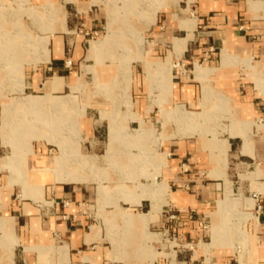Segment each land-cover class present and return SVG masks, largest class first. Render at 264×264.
<instances>
[{"label": "crops", "instance_id": "1", "mask_svg": "<svg viewBox=\"0 0 264 264\" xmlns=\"http://www.w3.org/2000/svg\"><path fill=\"white\" fill-rule=\"evenodd\" d=\"M61 1L59 4L66 10L67 30L51 36L50 60L42 62L25 81V89L37 93L30 95H68L64 92L75 81V64L81 65L86 43L92 42L86 39L87 34L103 32L92 0ZM150 37V52L163 55L154 59L163 69L159 72L165 88L161 111L163 107L170 111L181 105L192 112H212L217 114L214 125L221 132L217 138L212 134L182 136L178 130H172L171 124L175 122L163 117L164 136L149 174L155 171L157 163L164 162L157 181L167 185L168 194L161 210L152 214L149 221L150 231L155 227L161 231L153 232L157 239L148 243L158 252L152 264H264V94L256 87V79H262L259 73H249L247 66L252 56L264 53V0H178L158 14ZM68 60L72 61L70 67ZM238 65H243L241 70ZM168 70L170 79L166 82L164 73ZM246 71L255 79L254 87L247 82ZM52 80H57L56 88L49 91L47 83ZM224 119L231 123L224 124ZM222 128H226L225 132ZM109 152L98 155L100 162ZM8 157L0 144V219L8 229H4L3 236L0 231V236L19 239L14 264H27L22 256L30 252L26 248L38 246L33 245V240L44 239L65 240L62 246L68 248L69 264H136L137 261L151 264L143 258L137 243L127 246L122 242L126 256L119 260L113 257V242L107 240L102 227L85 211L87 206L97 204V200L108 204L99 197L95 183L40 180L43 190L34 199L31 188L13 179ZM54 157H38L36 169L41 173L39 165ZM104 169L107 170L99 167L101 173L108 175L106 185L113 180ZM108 187L113 192L112 186ZM226 192L231 195L234 212L246 231L244 250L235 248L238 259L231 246L216 247L212 243H201L203 252L197 259L192 253L187 260L178 259L187 252L180 247L182 241H200L206 236L208 226L204 223L209 222L211 230L218 234L230 223L225 207L220 205ZM254 194H258V200L252 198ZM126 203L127 207H119L123 212L132 211L127 214L150 213L152 208L149 199L135 205ZM257 206L262 207L260 213ZM119 215L115 218L122 220ZM130 221L140 225L136 217ZM219 238H223L221 234ZM58 257L52 255V264H58Z\"/></svg>", "mask_w": 264, "mask_h": 264}, {"label": "rangeland", "instance_id": "2", "mask_svg": "<svg viewBox=\"0 0 264 264\" xmlns=\"http://www.w3.org/2000/svg\"><path fill=\"white\" fill-rule=\"evenodd\" d=\"M92 1L103 32L100 35L87 34L86 39L92 42L86 43L85 55L79 61L81 65L75 64V81L64 92L68 95H51L52 98L30 95L37 93L25 89V81L42 62L50 60L51 36L67 30L66 10L59 4L62 1L0 0V144L5 156H9L7 161H10L8 166L13 171V179L25 188H31L33 197L38 192L41 196L43 185H39L40 180L95 183L93 186H98L99 197L108 204L97 200V204H92L91 208L87 206L85 211L102 227L107 240L113 242V257L119 260V257L126 256L122 242L127 246L137 243L143 258L152 264L158 252L148 243L157 239L153 232L161 231L155 227L151 232L149 221L152 214L161 210L168 194L167 185L157 181L164 162L157 163L155 171L149 174L164 136L163 117L174 121L177 125L171 124L172 130H178L182 136L212 134L214 138L221 134L219 126L214 125L218 117L212 112H192L181 105L170 111L163 107L161 111L165 88L159 72L163 69L154 59L163 55L150 52L151 28L158 14L178 0ZM111 19L113 27L110 28ZM91 44L101 45L93 55L90 53ZM204 60L206 63L207 57ZM148 63L150 70L146 68ZM242 66L236 67L241 70ZM247 66L249 73H259L262 79H256V87L264 94V53L252 56ZM247 72V82L254 87L255 79ZM169 73L170 70L164 73L166 82L170 79ZM52 81L55 89L57 80ZM37 97L44 99L40 100L42 104L37 111H26L25 100ZM181 110L184 115L180 114ZM223 123L228 125L231 122L224 119ZM225 130L222 128L223 132ZM221 146L219 143L222 154ZM107 150L110 151L108 157L100 162L98 155ZM53 156V160H45L39 165L40 173L36 169V159ZM100 166L107 168L105 172L115 180L114 184L111 180L106 184L112 186L113 192L104 185L109 178L100 172ZM230 196L226 192L220 204L225 207L230 221L218 231L223 238L211 230L209 222L204 223L208 226L206 236L200 241H182L180 247L187 252L178 259L187 260L191 253L197 259L203 252L201 243L231 246L235 259H238L237 251L242 252L245 247L246 231L238 213L234 212ZM144 199L152 203L150 213L134 215L126 213L132 211L121 210V207L128 206L126 202L135 205ZM116 215L121 216L124 223L121 218H115ZM135 217L140 220V225L131 224V218ZM5 225L0 219L1 236L4 229L8 230ZM132 228L136 230L133 233ZM46 230L50 231L49 228ZM226 235H229L228 239H224ZM1 236L0 264H14L15 247L20 241ZM32 243L38 246L27 247L30 252L22 254L27 264H36L37 260V264H52V255L59 256L58 264H69L68 248L62 246L65 240L44 239ZM136 264L144 263L137 261Z\"/></svg>", "mask_w": 264, "mask_h": 264}, {"label": "bare ground", "instance_id": "3", "mask_svg": "<svg viewBox=\"0 0 264 264\" xmlns=\"http://www.w3.org/2000/svg\"><path fill=\"white\" fill-rule=\"evenodd\" d=\"M113 19H111L110 20V23H109V27L111 28V27H113ZM115 40V39H114ZM121 41H122V39H121ZM100 46L101 45H99V44H97V45H94V44H91L90 45V53H92V55L93 54H95L96 52H97V50H99V48H100ZM146 68H147V70H150V63H148L147 65H146ZM51 89H54V83H53V81H50V82H48L47 83V90H51ZM48 91V92H49ZM47 92V93H48ZM40 100H42V99H39V98H30V99H27V100H25V103L24 104H26V108H25V110L26 111H28V110H30V111H37V109L40 107ZM33 114H35L36 115V113L34 112ZM36 117V116H35ZM53 118V117H52ZM34 129V128H33ZM52 168V167H51ZM52 171L54 170V169H51ZM70 175V174H69ZM65 176V175H64ZM62 178H63V176H62ZM73 178H75L74 176H73Z\"/></svg>", "mask_w": 264, "mask_h": 264}, {"label": "built area", "instance_id": "4", "mask_svg": "<svg viewBox=\"0 0 264 264\" xmlns=\"http://www.w3.org/2000/svg\"><path fill=\"white\" fill-rule=\"evenodd\" d=\"M67 66H68V67L72 66V61L68 60V61H67ZM252 198L255 199V200H258V199H259L258 194H254V195L252 196ZM66 205H68V203H66ZM261 210H262V207H261V206H257V213H260Z\"/></svg>", "mask_w": 264, "mask_h": 264}]
</instances>
